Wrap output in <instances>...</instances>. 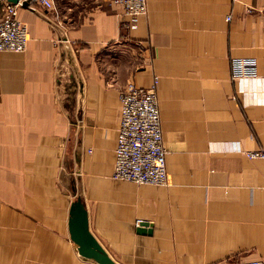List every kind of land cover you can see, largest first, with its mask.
<instances>
[{
	"label": "crops",
	"instance_id": "0c3cea01",
	"mask_svg": "<svg viewBox=\"0 0 264 264\" xmlns=\"http://www.w3.org/2000/svg\"><path fill=\"white\" fill-rule=\"evenodd\" d=\"M31 2L26 50H0V264H100L71 238L78 197L119 264L264 259V0H147L130 29L109 0ZM155 77L167 185L113 176L120 92Z\"/></svg>",
	"mask_w": 264,
	"mask_h": 264
},
{
	"label": "built area",
	"instance_id": "2783aa9c",
	"mask_svg": "<svg viewBox=\"0 0 264 264\" xmlns=\"http://www.w3.org/2000/svg\"><path fill=\"white\" fill-rule=\"evenodd\" d=\"M109 1L123 7L124 13L129 17L123 25L128 29L136 27L139 16L148 9L147 0ZM34 4L47 9L55 8L54 0H32L29 7L34 9ZM22 5H25V0L5 1L4 14L0 19L1 51L20 52L27 48L30 31L18 15V9ZM227 19L230 20L231 16ZM231 71L235 79L255 76L258 73V61L254 57H233ZM157 84L158 77H155L149 87L128 82L120 92L121 116L115 149V178L139 184L169 183ZM246 154L250 158H264V148L248 150ZM239 264H264V259L243 258Z\"/></svg>",
	"mask_w": 264,
	"mask_h": 264
},
{
	"label": "water",
	"instance_id": "95a60500",
	"mask_svg": "<svg viewBox=\"0 0 264 264\" xmlns=\"http://www.w3.org/2000/svg\"><path fill=\"white\" fill-rule=\"evenodd\" d=\"M10 2H18L19 0H8ZM141 225L147 226V223ZM69 229L71 238L78 246L79 253L87 258H93L100 264H119L103 245L98 241L89 227L88 211L81 198L74 200L70 207ZM140 232H151L145 227L138 229Z\"/></svg>",
	"mask_w": 264,
	"mask_h": 264
},
{
	"label": "rangeland",
	"instance_id": "374dc122",
	"mask_svg": "<svg viewBox=\"0 0 264 264\" xmlns=\"http://www.w3.org/2000/svg\"><path fill=\"white\" fill-rule=\"evenodd\" d=\"M28 26V25H27ZM29 29V28H28ZM18 52V51H17ZM20 52H22V51H20ZM10 246H11V244H10ZM11 250H12V247H11ZM23 264H24V262H23Z\"/></svg>",
	"mask_w": 264,
	"mask_h": 264
}]
</instances>
